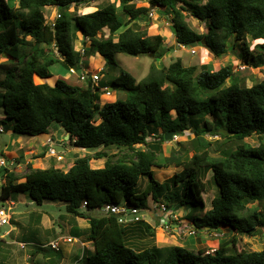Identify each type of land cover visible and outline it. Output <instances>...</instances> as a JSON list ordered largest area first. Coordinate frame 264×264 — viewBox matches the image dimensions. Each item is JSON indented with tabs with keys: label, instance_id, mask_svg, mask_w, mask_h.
I'll list each match as a JSON object with an SVG mask.
<instances>
[{
	"label": "trees",
	"instance_id": "obj_1",
	"mask_svg": "<svg viewBox=\"0 0 264 264\" xmlns=\"http://www.w3.org/2000/svg\"><path fill=\"white\" fill-rule=\"evenodd\" d=\"M91 1L0 0V58L8 59L0 63L4 113L0 124L16 137L48 134L54 124L74 147L94 152L75 159L67 171L28 165L20 183L9 175L8 184L0 189L1 202L12 193H23L37 205L63 203L68 214L85 219L87 230L74 228L72 232L92 243L93 250H83L79 257L83 264H264V249L235 251L238 237L264 230V42L251 51L247 44L264 41V0H147L149 7H137L135 0H118V7L110 3L82 15L69 12L72 5ZM151 5L172 13L171 31L177 44L188 47L195 42L220 58L226 55L230 40L234 48L241 42V64L262 68V79L243 87L233 79L231 65L213 70L212 65L203 64L198 71L177 59L166 67L152 64L149 74L138 82L121 71L110 88L124 92L125 97L102 104L90 82L84 87L62 77L48 82L51 67L78 72L85 55L99 54L107 65L116 64L117 54H153L154 59H162L165 39L149 28ZM51 6L60 15L54 27L46 25L43 17L44 8ZM184 13L205 21L207 31H193ZM144 21L146 27L139 30L138 23ZM105 28L108 37L98 38ZM78 33L84 56L74 48ZM27 38L35 42L28 54L25 49L31 44ZM34 78L43 83H34ZM99 86L107 87L103 79ZM207 116H213L212 123L198 126V119ZM163 123L169 126L160 133L157 127ZM187 130L194 135L192 155L182 159L172 151L160 157L166 132L182 135ZM205 135L234 141L236 146L221 149L220 143L206 140ZM253 135L258 138L256 146L244 142ZM112 147L117 152L110 155L107 151ZM218 151L225 156L212 157L211 152ZM92 159L104 160V166L93 169ZM170 167L181 170L159 183L154 169ZM6 172L3 168L0 175ZM208 172L218 194L201 219L195 217L193 226L223 237L224 230L231 231L230 238L220 239L214 251L179 246L136 250L137 239L144 231L150 232L149 225L144 220L122 225L116 215L99 213L108 205L147 210L149 198L159 210L160 205L170 212L182 207L189 212L203 210ZM32 217L40 223V214ZM36 248L45 258H53V264L62 259L59 251Z\"/></svg>",
	"mask_w": 264,
	"mask_h": 264
},
{
	"label": "rangeland",
	"instance_id": "obj_2",
	"mask_svg": "<svg viewBox=\"0 0 264 264\" xmlns=\"http://www.w3.org/2000/svg\"><path fill=\"white\" fill-rule=\"evenodd\" d=\"M137 7H149L147 0H135L134 1ZM108 3H115L118 7V0H94L89 3H85L82 5H72L69 8V12L72 14H85L91 11H95L97 8L104 6ZM85 8V9H84ZM158 8V7H156ZM59 13V11L55 7L44 8V22L45 24L52 20L53 17ZM185 22L188 26L195 31L196 33L202 34L207 31L206 22L199 21L194 19L188 14L184 13ZM172 13L167 9L158 8L152 9L151 14L148 15L150 22H148L149 28L160 29L163 33L168 32L171 27V18ZM146 22H139V30L144 29L146 27ZM107 29H104L100 32L97 37H105L108 36ZM170 33L173 35L171 29ZM78 41L75 42L74 48L76 51L81 48L80 41L82 36L80 33L77 34ZM30 46H28L25 51L28 54L30 52V48L34 45V40L32 38H27ZM169 42V40H168ZM249 50H254L255 46L258 44H262L264 41H247ZM89 42H87V46ZM234 40H230L227 43V53L226 55L216 58L210 51L206 50L203 47H183L180 51L173 53L171 52L167 56L162 59H154L153 56L148 55H139V56H129L125 54H117L115 57V65H107L106 61L103 58H98L94 56V59L91 62V58L88 56H84L83 58V67L87 68L88 65L92 64V71H98V68H102V79L103 83H106L105 89L110 88V82L117 77L121 71H125L132 75V77L138 82L145 78L149 72L152 64L157 67H166L172 61L180 59L182 64L185 66H196L198 71L201 70V65H212L213 70H218L220 67H224L226 65L232 66V71L235 74L233 79L243 87H251L255 83L259 82L262 77V68L260 67H250L244 70H241V61L238 58V53L242 51L243 45L241 42H237L235 44V48L233 47ZM43 48L48 49L46 45H42ZM52 48V47H50ZM175 49V44L171 46V49ZM192 49L195 51V55L192 54ZM93 57V56H92ZM8 59L6 57L0 58V63H7ZM105 66V67H104ZM52 78L48 81L49 83L53 82L54 77H67L69 83L86 86L84 83H80L76 81V78H72V74L68 70L65 71L61 69L59 66L55 65L51 67ZM76 77V76H75ZM37 78H34V83L38 84ZM101 95L100 92H98ZM125 97L124 92L114 91L111 96L107 99L100 97V101L105 102H113L116 99H123ZM171 117L174 116V113H170ZM4 113L3 108H0V121L3 120ZM173 119V118H172ZM214 120L213 116H207L203 119H198V126H203L204 122L211 124ZM219 120V117H218ZM99 121L96 122V124ZM168 123L160 124L157 127L158 132H163L168 128ZM4 128V126H3ZM64 133L61 131L57 125H52L49 128L48 136H50L53 142L58 143L59 145H64V150H57V156L62 157V160H57L56 155L51 156L48 150V147H43V139L42 137L35 136L31 138V136H20L19 138L13 136L12 133L9 134L6 132L4 128V132L0 133V154L3 153L6 161H14V166H9L6 168L7 172L3 176L0 175V189L1 186L8 184V176L13 175L14 178H17V183L23 182V176L28 172V165H30L33 169H45L50 166H53V161L56 162L57 168L67 171L69 167L73 164L75 159L86 156V153L90 152L88 150H82L74 147L73 142L69 141L68 138L65 139ZM166 133H169L167 131ZM194 138L193 133L190 130L184 131L182 135H173L171 140H164L162 143V154L160 157H167L169 154L174 151L176 154L180 155L182 159H187L192 155V140ZM205 139L208 141H217L222 146L221 149L225 148V150H233L236 146L234 141H226L222 140L219 136L210 137L209 135H205ZM264 140V138H263ZM247 144L251 146H256L258 144V138L256 135L251 136L244 140ZM54 144V143H53ZM41 146V147H40ZM20 147V149L18 148ZM141 147L142 146H137ZM18 148V150H17ZM50 149V147H49ZM110 155L116 154L117 149L112 147L107 151ZM211 152L212 157L214 158H222L225 156L224 153ZM104 160L97 161L92 159L90 161V165L93 169H98ZM4 167H0L3 169ZM181 169L170 167L168 169H154L155 179L162 183L165 180L171 178L175 173L180 172ZM212 173L208 172L204 178L205 182V190L202 193V200L204 203V209H200L199 211L189 212L186 210V207H182L181 210L176 211L177 219L173 217L163 222L162 219L166 218L164 213L159 210L158 206L152 199L148 200L147 210H144V215L142 219L150 225L149 231H144L142 236L137 240L138 248L136 250H142L144 248H150L153 246L156 247H169V246H179L186 248L188 250H197V249H205L207 251H214L218 248V243L220 239H229L231 231L224 230L225 235L223 237L222 234L219 233H209L205 230L196 229L193 225L195 221V217L201 219L203 214L210 208V202L214 196L218 194L217 188L212 183ZM146 180V179H144ZM144 185V181L142 183ZM138 186V185H137ZM162 204H164L161 201ZM4 206L5 208H9L10 225H6L0 228V264H53L51 261L54 259L50 258L49 260H45L42 257V254L36 251L32 245H27L25 249H21L20 243H28L29 229L34 227L36 229H41L40 233L38 232V240H40V244H44L49 241V239L54 240L58 238L59 246L58 251L62 254V259L57 264H83L79 261V257H81L82 250L88 249L86 246H90L87 243L85 237H81L80 241L76 240L72 243L64 242V238L74 237L72 232L74 228L79 231H83L88 227V223L85 224V221L75 218L74 216L68 214L65 209L63 203L60 202H46L42 205H37L34 202H30L28 197L23 193H12L11 198L4 200L1 202L0 207ZM82 211V209L80 210ZM95 212L94 215H96ZM174 213V212H173ZM35 214L41 215V221L39 224L34 222V217L31 216ZM99 214V213H98ZM77 220L79 224H77ZM132 223H129V225ZM78 225L80 227H78ZM38 226V228H37ZM29 228V229H28ZM45 229L47 233H45ZM10 230V233L8 232ZM43 230V231H42ZM52 233V234H51ZM153 233V234H151ZM193 233V234H192ZM230 233V234H229ZM15 235V236H14ZM27 239V241H25ZM24 242H23V241ZM82 243H85L82 246ZM36 248V247H35ZM264 249V230H257L251 236L247 237H238L237 243L235 246V251L239 252L241 250L248 251H261ZM78 259V260H76Z\"/></svg>",
	"mask_w": 264,
	"mask_h": 264
},
{
	"label": "built area",
	"instance_id": "obj_3",
	"mask_svg": "<svg viewBox=\"0 0 264 264\" xmlns=\"http://www.w3.org/2000/svg\"><path fill=\"white\" fill-rule=\"evenodd\" d=\"M60 17V15L57 13L52 20H49L46 24L49 25L50 27H54L55 21ZM79 52L81 54H83V50H79ZM192 54H195V51L192 50L191 51ZM241 70H244L246 68H248L245 65H241ZM70 73L76 74V72L73 69L69 70ZM101 70L99 69L97 72L92 73V74H88L86 71L80 72L78 74V78L80 82H86L87 80H90L91 82V86H92V90L93 91H98V82L101 79ZM100 90V89H99ZM105 96H110L111 95V91L108 89L102 90ZM4 130L3 128L0 126V133H3ZM50 155L51 156H57V151L54 148H50L49 149ZM57 160H62V157L57 156L56 157ZM15 162L11 161V162H7L5 159L1 158L0 159V167H4V168H8L9 166H14ZM86 203L83 204V206H85ZM161 206V212L164 213L165 215H169L170 216H166V218H163L162 221L166 222L167 219L172 218L173 217L175 219H177L176 215L177 213H172L170 211H167L164 205H160ZM140 210L134 209V208H128L125 205H121V206H113V205H108L105 206L104 208H102L100 210L101 214H113L116 215L118 217V222L122 225H126L130 222H137L140 221L142 219L143 216H138L137 214L139 213ZM129 215H133V218H129ZM10 214H9V208H5V207H0V228L6 225H10ZM193 234V233H192ZM66 243H72L73 239L71 237L68 238H64L63 240ZM27 245H31L30 243H20L19 246L21 249H25ZM58 246H59V241H52L48 244L45 245H40V248H51L52 250H58Z\"/></svg>",
	"mask_w": 264,
	"mask_h": 264
},
{
	"label": "crops",
	"instance_id": "obj_4",
	"mask_svg": "<svg viewBox=\"0 0 264 264\" xmlns=\"http://www.w3.org/2000/svg\"><path fill=\"white\" fill-rule=\"evenodd\" d=\"M94 1V0H93ZM108 4H110V3H108ZM118 4H119V2H118ZM107 5V4H106ZM106 5H104V6H106ZM45 8H48V7H45ZM56 8V7H55ZM156 8V7H155ZM154 8V9H155ZM85 9V8H84ZM158 9V8H157ZM94 11V10H93ZM93 11H91V12H93ZM91 12H88V13H91ZM82 15V14H81ZM170 29H171V27H170ZM170 29L168 30V32H166V33H163V31L162 30H160V29H156L155 30V32H157V33H159V34H161V36H163L164 37V39H165V41H164V47H165V49H166V52H165V54H164V56H163V58L165 57V56H167L168 54H170L171 52L173 53V51L174 52H176L177 50L176 49H179L180 51H182L181 49H183V47L182 46H180L179 44H177L176 43V41H175V37H174V35H172L171 33H170ZM107 32H108V30H106ZM168 40H169V42H168ZM173 44H175V49L173 48V49H171V46L173 45ZM198 47V46H197ZM173 50V51H172ZM95 57H98V58H102L99 54H96L95 55ZM91 58V62H92V60L94 59V56L92 57H90ZM105 67V66H104ZM100 68H103V67H100ZM100 68H98V69H100ZM89 70H92V64H90V65H88L87 66V68H84L83 67V65H82V67H81V71H89ZM80 71V72H81ZM55 79L56 78H58V77H54ZM72 78H74V80H75V76H73ZM64 79H66V80H68L67 79V77H65ZM101 80H102V77H101V79H100V81H99V83L98 84H100V82H101ZM38 83H43V80H40V79H38ZM76 81H77V79H76ZM50 84H52V83H50ZM3 127V126H2ZM7 133H9V134H11V132H9V131H6ZM62 134H65V133H62ZM39 137H42V138H44L43 139V143H42V146L43 147H45V145H46V143L48 142V140L51 138L50 136H48V134H42V135H38ZM33 137H35V136H31V138H33ZM19 138V137H18ZM64 138L65 139H67V135H64ZM52 139V138H51ZM55 143V145H57V146H62V148H63V150L65 149V147H64V145H59L58 143H56V142H54ZM41 147V146H40ZM19 149H20V147H18ZM18 148H17V150H18ZM59 149H61V148H59ZM92 153H94V152H88V153H86V155H89V154H92ZM1 158H3V159H5V156H3V153H2V155L0 154V159ZM97 161H101V160H97ZM8 162V161H7ZM10 162V161H9ZM54 163H53V166L54 167H58L57 165H56V162L55 161H53ZM104 166V162H103V164L98 168V169H100V168H102ZM71 167V166H70ZM69 167V168H70ZM31 202V201H30ZM35 219V218H34ZM78 219H81V220H83V221H85V224L87 223L86 222V220L85 219H83V218H78ZM40 221H41V219H40ZM145 222V221H144ZM146 223V222H145ZM77 224H79V221L77 220ZM148 224V223H147ZM150 226V225H149ZM36 227V226H35ZM34 227V229H32V228H28L29 229V236H27V238L29 239L28 240V243H30L33 247H34V245L35 244H38V245H45V244H48V243H50V242H52V241H56L58 238H55L54 240H51V239H49V241L48 242H46V243H44V244H40L41 242H40V240H38L39 238H38V232L40 233V231H41V229H40V227H39V229H36ZM78 227H80L79 225H78ZM37 228H38V226H37ZM88 228V227H87ZM87 230V229H86ZM85 230V228H84V230H83V232L84 231H86ZM43 231V230H42ZM8 232L10 233V230H8ZM80 232H82V231H80ZM45 233H47V230L45 229ZM52 234V233H51ZM15 236V235H14ZM82 237H84V236H82ZM72 238V237H71ZM81 238V237H80ZM80 238H76V237H73V239L74 240H79L80 241ZM23 241V240H22ZM25 241H27V239H25ZM59 241V240H58ZM24 242V241H23ZM88 244H90V246H86V248H88L87 250H89V251H92L93 250V247H92V243L91 242H87ZM85 243H82V246L84 245ZM160 248V247H159ZM34 249L37 251L38 249L37 248H35L34 247ZM43 249H45V248H43ZM84 250V249H83ZM83 250H82V252H83ZM86 250V249H85ZM38 252H40L41 254H42V257L43 258H45V256H44V253L41 251V250H38ZM60 252V251H59ZM61 253V252H60ZM45 260H49V258H45ZM82 263V262H81Z\"/></svg>",
	"mask_w": 264,
	"mask_h": 264
},
{
	"label": "clouds",
	"instance_id": "obj_5",
	"mask_svg": "<svg viewBox=\"0 0 264 264\" xmlns=\"http://www.w3.org/2000/svg\"><path fill=\"white\" fill-rule=\"evenodd\" d=\"M154 8H155V7H154ZM154 8H153V9H154ZM161 9H162V8H161ZM155 10H156V9H155ZM58 14H59V13H58ZM149 14H151V10H150ZM149 14H148V15H149ZM46 25H47V24H46ZM48 26H49V25H48ZM105 29H106V28H105ZM108 34H109V33H108ZM107 37H108V36H106L105 38H107ZM179 45H180V44H179ZM180 46L185 47V46H183V45H180ZM188 47H190V46H188ZM79 50H82V49L79 48ZM79 50H78V52H79ZM192 50H194V49H192ZM84 52H85V51L83 50V54H81V53H80V54H81L82 56H84ZM194 55H195V54H194ZM81 67H82V65H81ZM248 68H249V67H248ZM73 70H74V69H73ZM98 70H99V69H98ZM100 70H102V68H100ZM74 71H75V70H74ZM80 71H81V69H80ZM80 71H78V72L75 71L76 74H73V75H72V76H76L77 81H79L78 74L80 73ZM81 72H83V71H81ZM86 72H87L88 74H92V73H95V72H97V71H95V72H93V71H91V72H90V71H86ZM101 73H102V71H101ZM101 77H102V75H101ZM79 82H80V81H79ZM88 82H90V80H87L86 82H80V83H84V85L87 86V83H88ZM98 83H99V82H98ZM90 84H91V82H90ZM91 88H92V86H91ZM99 89H100V90H99ZM102 89H103V88H101V87L99 86V84H98V91H95V92H97V93H98V92L101 93V95L98 94V95H99V103H100V104H102V102L100 101V99H101L100 97H102V98L108 100V98L111 96V95H110V96H105L104 93H103V91H102ZM111 89H112V88H111ZM111 89H108V90H110V91H111V94H112L114 91H113V89H112V90H111ZM105 102H106V100H105ZM103 103H104V102H103ZM0 126L2 127L1 124H0ZM2 128H3V127H2ZM3 130H4V128H3ZM175 135H176V134H175ZM67 138H69L68 135H67ZM53 143H54V142H53L51 139H49L48 142H47L46 145H45V148L48 147V150H49V147H50V148L52 147V148H54V149L56 150V148L54 147V146H55V143H54V144H53ZM56 146H57V145H56ZM59 147H60V146H59ZM61 147H62V146H61ZM56 151H57V150H56ZM57 153H58V151H57ZM8 168H9V167H8ZM5 169H6V168H5ZM1 207H2V206H1ZM3 207H4V206H3ZM141 211H144V210H140L139 212H141ZM99 213H100V212H99ZM172 213H173V212H172ZM174 213H175V212H174ZM143 215H144V214H143ZM143 215H141V216H143ZM129 217H130V216H129ZM141 220H143V219H141ZM130 223H134V222H130ZM213 233H216V232H213ZM72 239H73V238H72ZM73 240H74V239H73ZM75 241H76V240H75ZM27 244H29V243H27ZM35 245H36V244H35ZM35 245H34V246H35ZM36 247H40V245H36ZM55 251H58V250H55Z\"/></svg>",
	"mask_w": 264,
	"mask_h": 264
},
{
	"label": "water",
	"instance_id": "obj_6",
	"mask_svg": "<svg viewBox=\"0 0 264 264\" xmlns=\"http://www.w3.org/2000/svg\"><path fill=\"white\" fill-rule=\"evenodd\" d=\"M154 8V6L153 5H151L150 6V10H152ZM190 47H192V46H197V44L194 42V43H191L190 45H189ZM210 51V50H209ZM151 56H153V54L151 55ZM112 90V89H111ZM221 133L222 134H224V135H230L231 133H229V132H227V131H224V130H221ZM175 133L174 132H169V133H166L165 135H164V140H171L172 139V136L174 135ZM55 148H56V150H63V148L62 147H59V146H54ZM59 148H61V149H59ZM145 212L144 211H141V212H139L137 215L138 216H141V215H143ZM130 217V219L131 218H133V215H129Z\"/></svg>",
	"mask_w": 264,
	"mask_h": 264
},
{
	"label": "bare ground",
	"instance_id": "obj_7",
	"mask_svg": "<svg viewBox=\"0 0 264 264\" xmlns=\"http://www.w3.org/2000/svg\"><path fill=\"white\" fill-rule=\"evenodd\" d=\"M73 241H75V240H73Z\"/></svg>",
	"mask_w": 264,
	"mask_h": 264
}]
</instances>
